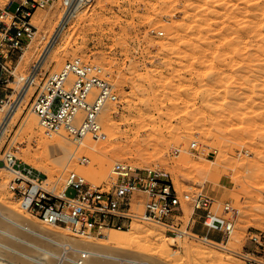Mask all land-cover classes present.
Here are the masks:
<instances>
[{
  "label": "rangeland",
  "instance_id": "obj_1",
  "mask_svg": "<svg viewBox=\"0 0 264 264\" xmlns=\"http://www.w3.org/2000/svg\"><path fill=\"white\" fill-rule=\"evenodd\" d=\"M9 1L0 0V8ZM64 12L63 0H54L33 14L34 36L25 38L7 62L10 72L0 74V123L19 96L20 79L36 64ZM75 58L101 67L118 97L106 108L108 119L99 117L106 135L97 141L103 154L92 151V157L66 139L76 156L57 165L54 158L61 154L39 143L53 138L44 135L31 111L38 92L32 89L0 141V158L10 152L61 184L68 173H75L94 185H107L112 166L120 162L160 169L179 195L209 197L217 213L226 203L234 209L232 233L209 232L210 243L200 240L206 230L190 203H183L184 221L193 223L197 239H172L158 225L135 221L119 231L131 237L122 252L132 259L149 264H253L250 259L264 258L251 239L264 236V0H89L78 5L64 26L32 86L37 89ZM30 120L34 135L25 128ZM191 141L198 152L188 150ZM176 149L180 152L174 157ZM10 179L0 164V211L27 219L7 190ZM30 221L91 243L106 242L113 232L78 238ZM138 227L151 234L133 233Z\"/></svg>",
  "mask_w": 264,
  "mask_h": 264
},
{
  "label": "built area",
  "instance_id": "obj_2",
  "mask_svg": "<svg viewBox=\"0 0 264 264\" xmlns=\"http://www.w3.org/2000/svg\"><path fill=\"white\" fill-rule=\"evenodd\" d=\"M53 1L10 0L0 8V74L10 72L7 62L22 49L25 38L34 36L36 28L31 18L35 11ZM88 1L63 0V5L67 11ZM106 78L101 67L78 58L66 61L58 71L49 74L36 89L31 104L44 135L62 136L75 145L86 138L105 140L100 114L105 107L118 102L114 86ZM188 150L198 152L197 143L191 141ZM179 152L173 150L172 155L177 157ZM0 164L11 175L7 190L27 219L59 227L78 238L103 237L111 230L128 229L140 221L162 227L173 239H197L193 223L184 221L183 203H190L193 212L199 213L206 230L200 240L209 243V232L227 236L233 231L234 209L228 203L217 213L209 197L179 195L170 177L160 169L115 163L111 182L102 186L75 173H68L62 184L60 180L51 182L10 152L3 153ZM251 239L264 253V236ZM250 260L264 264L262 256Z\"/></svg>",
  "mask_w": 264,
  "mask_h": 264
},
{
  "label": "bare ground",
  "instance_id": "obj_3",
  "mask_svg": "<svg viewBox=\"0 0 264 264\" xmlns=\"http://www.w3.org/2000/svg\"><path fill=\"white\" fill-rule=\"evenodd\" d=\"M77 9L78 5L64 12L56 30L53 32L49 40H46L47 44L40 57L38 58L36 64L26 77L20 79L24 82L19 92V96L14 105L10 107L4 117L1 118L0 141L6 133L10 121L12 120L14 115H16V112H18V107L25 97L26 93L32 89L36 90V87L32 86L34 83L36 84V74L41 69L46 58L49 56L52 47L58 40V37L61 35L64 26L72 17L75 16ZM106 108L107 107L102 110L101 114L105 115L106 119H108L109 114L106 112ZM25 128L28 132L34 135L31 120L26 123ZM39 135L41 134L39 133ZM47 140L41 139L39 140V143L40 145L46 147L51 146L55 155L61 154L54 158V162L57 165L61 164L62 161L67 158L71 159V157L75 155V150L73 151L70 149V147L68 146V142L64 137L55 136L53 137V140L51 142ZM99 142L95 140L90 141V138H86L82 142L77 144V146L81 145L84 150L90 153L93 157L92 151L97 154L100 153L98 148L101 143ZM50 151L52 150L50 149ZM101 153L103 154V152ZM33 168L44 175V173L41 171L42 169H38L36 165L33 166ZM0 220L3 221L0 222V264H149L132 259V255L127 252H122L124 251L123 247L130 244L129 240L131 237L129 236V238L127 236H124L123 233L117 230H111L113 232L110 235L108 241L91 243L90 240L78 241L76 239H72L73 237L68 238L60 236L58 234H54L43 226L36 225L28 219H23L18 215L16 216V214L10 216L2 214L0 211ZM111 231H109L107 235ZM133 233H136L137 235H140L138 233L151 234V231L138 227L134 228ZM65 247H67L66 251L64 250ZM104 247H111V249H116V253L114 251V253H111V250H109L108 248L106 252V249H104Z\"/></svg>",
  "mask_w": 264,
  "mask_h": 264
}]
</instances>
